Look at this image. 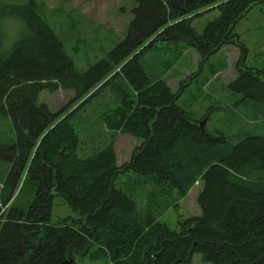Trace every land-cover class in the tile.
Segmentation results:
<instances>
[{
    "label": "trees",
    "instance_id": "trees-1",
    "mask_svg": "<svg viewBox=\"0 0 264 264\" xmlns=\"http://www.w3.org/2000/svg\"><path fill=\"white\" fill-rule=\"evenodd\" d=\"M260 4L264 0H136L124 38L78 72L38 2H0V114L16 134L14 143L0 144L6 168L0 264H61L69 257L189 264L195 255L209 264H264V137L249 131L232 143L201 129L178 105L180 91L150 77L141 62L159 43L192 48L201 62L223 46L243 47L235 26ZM209 6L218 16L198 33L192 21ZM243 67L241 58L226 87L242 95L252 120H264V72ZM111 84L122 103L108 117L112 125L79 113L63 117L40 101L43 92L61 89L73 91L75 100L99 102ZM117 132L141 141L120 167ZM122 176L130 177L124 191L116 187ZM195 184L200 214L171 230L159 219ZM57 198L72 216L51 224Z\"/></svg>",
    "mask_w": 264,
    "mask_h": 264
},
{
    "label": "rangeland",
    "instance_id": "rangeland-1",
    "mask_svg": "<svg viewBox=\"0 0 264 264\" xmlns=\"http://www.w3.org/2000/svg\"><path fill=\"white\" fill-rule=\"evenodd\" d=\"M40 5L44 18L52 25L62 42L66 54L72 59L78 72H85L89 66L103 59L107 52L126 34L133 17L132 9L136 0H35ZM3 3H23L25 0H0ZM192 21V27L201 33L205 25L214 20L218 13L214 6L201 9ZM11 21V20H10ZM235 32L243 47L223 46L206 62H201L199 55L192 48L183 45L159 43L155 49L142 56V64L150 77L160 78L173 93L180 91L178 105L199 123L205 121L208 131L222 133L230 142L237 143L249 131L251 135L264 137V120L254 121L244 105L242 95L232 92L226 86L237 75V62L243 58V68H254L264 72V4L253 6L236 24ZM16 37V36H15ZM15 37L8 44L15 39ZM113 82V81H112ZM117 82V80H116ZM120 83V82H118ZM114 84V82H113ZM113 84L104 87L99 94V102H87L85 98L75 100L73 91L59 89L55 93L43 92L40 101L50 111L65 114L79 113L86 119L103 122L108 119L113 124L114 111L121 107V100L115 94ZM135 95V94H134ZM103 126H105L103 124ZM108 132V131H107ZM16 141V134L11 119L0 114V144ZM141 141L129 134L117 132L114 142L115 165L120 167L130 161L131 155ZM66 154L60 150V156ZM87 155L86 154H83ZM82 156L80 153L78 157ZM6 173L0 167V178ZM130 177L122 176L116 187L127 189ZM200 185L195 184L186 197L177 200L159 219L171 230L178 229V221L198 216L200 210L196 196ZM140 194V191H137ZM138 196V200H143ZM142 201V202H143ZM4 208L0 207V214ZM72 216L67 204L61 199L54 200L51 224L61 222ZM75 264H111L108 259L90 261L75 258ZM189 264H209L195 255Z\"/></svg>",
    "mask_w": 264,
    "mask_h": 264
},
{
    "label": "water",
    "instance_id": "water-1",
    "mask_svg": "<svg viewBox=\"0 0 264 264\" xmlns=\"http://www.w3.org/2000/svg\"><path fill=\"white\" fill-rule=\"evenodd\" d=\"M204 124H205V121L200 122L199 127L202 129ZM61 264H74V259L69 257L65 261H63Z\"/></svg>",
    "mask_w": 264,
    "mask_h": 264
}]
</instances>
